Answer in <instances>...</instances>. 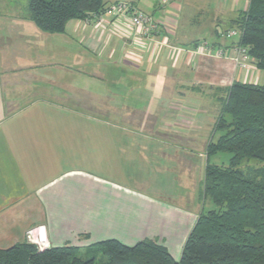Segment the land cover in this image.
<instances>
[{"label": "crops", "instance_id": "obj_1", "mask_svg": "<svg viewBox=\"0 0 264 264\" xmlns=\"http://www.w3.org/2000/svg\"><path fill=\"white\" fill-rule=\"evenodd\" d=\"M145 4L156 43L107 19L48 34L28 12L0 14V249L31 232L47 247L150 240L180 258L221 102L264 72L237 67L238 36L223 37L248 0ZM205 40L212 53H193Z\"/></svg>", "mask_w": 264, "mask_h": 264}, {"label": "trees", "instance_id": "obj_2", "mask_svg": "<svg viewBox=\"0 0 264 264\" xmlns=\"http://www.w3.org/2000/svg\"><path fill=\"white\" fill-rule=\"evenodd\" d=\"M248 1L232 21L235 47L245 48L254 67L264 72V0ZM107 7L102 0L28 1L30 20L48 34H62L69 21L89 20ZM215 132L221 135L209 143L207 157L230 158L227 166L206 163L202 200L217 209L200 212L178 260L150 240L132 247L110 239L87 248L40 250L26 239L0 249V264H264V84L233 83L221 102ZM247 161L261 166L241 168Z\"/></svg>", "mask_w": 264, "mask_h": 264}, {"label": "built area", "instance_id": "obj_3", "mask_svg": "<svg viewBox=\"0 0 264 264\" xmlns=\"http://www.w3.org/2000/svg\"><path fill=\"white\" fill-rule=\"evenodd\" d=\"M167 0H162V3H166ZM108 21L111 29L117 30L124 37L132 32L135 36L139 35L141 39L145 41H150L156 43L158 37L161 33V24L158 20L153 17L145 14L139 10L135 5L125 2H117L112 5H109L105 12L98 16H93L91 19L98 24ZM237 36V31L231 30L226 33L225 37L227 39ZM193 53H207L211 54L212 49L211 45L207 41H202L196 45L192 50ZM234 53V62L240 69L244 71L251 70L253 68L252 59L248 55V52L245 48L235 47L232 49ZM228 52L225 49H217L215 56L223 57L227 56ZM124 56L128 59H131L132 56L129 53H125ZM27 233V240L31 243L36 244L40 250L47 248L39 238L34 237Z\"/></svg>", "mask_w": 264, "mask_h": 264}, {"label": "rangeland", "instance_id": "obj_4", "mask_svg": "<svg viewBox=\"0 0 264 264\" xmlns=\"http://www.w3.org/2000/svg\"><path fill=\"white\" fill-rule=\"evenodd\" d=\"M28 1L29 0H0V14H27L28 12ZM104 2H107V0H103ZM119 2H125V3H131L134 2L135 6H137L142 12H145L146 3L153 2L154 5L160 4L161 0H116ZM236 37V36H235ZM207 41V40H205ZM263 75V74H262ZM65 76H68L66 74ZM230 155L229 154H217L216 157H211L210 163L217 164L218 166H227L229 162ZM261 164L255 161H247L245 162L241 168H257L260 167ZM144 179H147V177H144ZM188 192V191H187ZM166 201H169L168 199H164ZM188 200V199H187ZM186 201V199H185ZM202 202H205L202 204L203 212H207L208 210H216L217 208L211 204L209 201H202V198L200 199V204ZM189 207V205H188ZM190 208V207H189Z\"/></svg>", "mask_w": 264, "mask_h": 264}]
</instances>
